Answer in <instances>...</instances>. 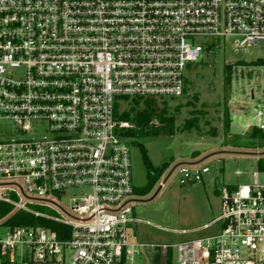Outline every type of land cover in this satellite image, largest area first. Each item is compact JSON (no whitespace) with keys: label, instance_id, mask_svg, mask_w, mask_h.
<instances>
[{"label":"built area","instance_id":"1","mask_svg":"<svg viewBox=\"0 0 264 264\" xmlns=\"http://www.w3.org/2000/svg\"><path fill=\"white\" fill-rule=\"evenodd\" d=\"M200 37L229 39L235 51L257 47L264 0H0V120L26 134L47 125L42 137L0 142V203L13 208L0 220V264H135L148 249L163 259L175 250L177 264H264L258 173L223 189L222 215L204 226L219 224L218 233L167 247L129 232L140 223L126 202L135 187L121 130L131 125L116 105L183 97ZM252 127L264 131L263 111ZM209 172L182 165L180 182ZM81 188L89 193L72 199L66 218L28 206ZM20 194L24 201L13 199ZM18 212L40 223L9 225Z\"/></svg>","mask_w":264,"mask_h":264},{"label":"rangeland","instance_id":"2","mask_svg":"<svg viewBox=\"0 0 264 264\" xmlns=\"http://www.w3.org/2000/svg\"><path fill=\"white\" fill-rule=\"evenodd\" d=\"M196 42L204 51L198 62L187 67L183 97L166 99L174 123L163 129L165 125L153 120L151 126L160 130L159 136L126 139L135 188H143L148 183L141 147L147 151L154 167L172 163L149 194H134L126 199V202L131 201L132 217L140 221L129 225L132 239L148 246L172 247L218 233L219 224L208 230H204V226L222 215L223 189L252 184L254 173L259 174L264 184V147L251 148L245 144L235 147L233 144L237 136L243 137L253 128L257 112H264V67L249 64L264 58V41L257 47L239 51L233 49L229 39L200 37ZM228 65L233 67L230 75L225 71ZM227 76H230V85L226 89ZM163 101L155 100L154 107L162 109ZM129 102H119V112L127 110ZM225 108L231 117L229 135L224 133ZM45 127L47 125H34L32 132L26 134L15 121L1 119L0 142L39 138L45 135ZM182 165L208 167L210 172L200 183L182 185L179 173ZM87 193L88 189L81 188L55 194L50 199L55 205L27 202L33 204H28L29 207L48 216L66 218L72 213V199ZM13 199L24 201L22 194L13 195ZM162 254L159 250H145L135 264H164ZM169 264H177L175 250H172Z\"/></svg>","mask_w":264,"mask_h":264},{"label":"trees","instance_id":"3","mask_svg":"<svg viewBox=\"0 0 264 264\" xmlns=\"http://www.w3.org/2000/svg\"><path fill=\"white\" fill-rule=\"evenodd\" d=\"M237 64H244V62H237ZM252 66L264 67V58H259L254 62L249 63ZM232 65L226 66V73L230 75ZM225 81V88L230 85V76H227ZM185 93V90H184ZM175 100V99H171ZM129 102V108L123 112H119V107L116 105V117L121 122L131 123L133 128H125L121 130V136L124 139H133L138 136H159L160 130L151 126L153 120H158L164 126L174 123V117L169 112L167 105L168 100H164V107L162 109H156L154 107L155 100H145L142 98H135L132 100L126 99ZM162 130V129H161ZM224 133L229 135L231 133V117L227 108L224 113ZM235 147H241L242 145L250 146L251 148H263L264 147V131L258 128H252L247 135L243 137L237 136L234 141ZM142 148V155L145 167L147 169L148 183L143 188H134V194L145 196L149 194L165 173L170 169L172 163L166 162L160 167H154L149 159L147 151ZM234 189V188H231ZM13 211L11 206L0 203V220ZM39 220L33 218V216L25 213H15L8 221L9 225H37ZM172 256V249H169L165 256L164 264H169L170 257Z\"/></svg>","mask_w":264,"mask_h":264},{"label":"water","instance_id":"4","mask_svg":"<svg viewBox=\"0 0 264 264\" xmlns=\"http://www.w3.org/2000/svg\"><path fill=\"white\" fill-rule=\"evenodd\" d=\"M178 167H179V165H178V166H176V167H174L172 171L176 170Z\"/></svg>","mask_w":264,"mask_h":264}]
</instances>
